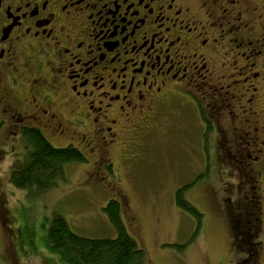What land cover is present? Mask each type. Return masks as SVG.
<instances>
[{"label": "flooded vegetation", "instance_id": "1", "mask_svg": "<svg viewBox=\"0 0 264 264\" xmlns=\"http://www.w3.org/2000/svg\"><path fill=\"white\" fill-rule=\"evenodd\" d=\"M181 107L201 128L203 175L213 156L234 171L226 215L244 262L263 264L264 1L0 0V161L38 130L111 172L113 149L143 154Z\"/></svg>", "mask_w": 264, "mask_h": 264}, {"label": "rangeland", "instance_id": "2", "mask_svg": "<svg viewBox=\"0 0 264 264\" xmlns=\"http://www.w3.org/2000/svg\"><path fill=\"white\" fill-rule=\"evenodd\" d=\"M263 1L254 0L257 4ZM175 112L177 120L168 115L158 132L144 142L143 154L135 157L131 148L123 153L116 147L111 151V172L95 171V156L87 163L70 164L64 179L47 190L20 188L11 182L13 169L24 165L27 149L16 146L15 152L22 154L13 156L7 148L9 154L0 161V192L13 218L11 231L18 234L20 227L22 235L13 246L12 236L6 230L3 235L0 220V264H65L47 245L56 215L65 218L80 236L115 237L116 230L103 211L115 198L122 202L129 233L146 252L144 264H247L239 253L241 239L228 220L224 200L237 195V188L232 190L228 184L238 179L233 170L224 171L214 156L210 173L195 179L205 167L199 144L201 128L190 108ZM210 147L215 152L214 144ZM186 184L192 186L185 191V199L203 214L198 230L195 219L176 202L178 190Z\"/></svg>", "mask_w": 264, "mask_h": 264}, {"label": "trees", "instance_id": "3", "mask_svg": "<svg viewBox=\"0 0 264 264\" xmlns=\"http://www.w3.org/2000/svg\"><path fill=\"white\" fill-rule=\"evenodd\" d=\"M27 156L21 171L11 176L12 183L20 188L34 186L47 190L64 179L65 168L72 163H84V156L73 147L55 148L38 130L25 133ZM204 175H199L198 179ZM189 186L180 188L176 202L180 209L192 216L196 229L201 226L203 214L184 197ZM123 205L118 199H111L103 208L115 237L88 238L75 233L65 218L56 215L50 226L47 245L58 254L65 264H144L146 252L129 233L124 218Z\"/></svg>", "mask_w": 264, "mask_h": 264}]
</instances>
